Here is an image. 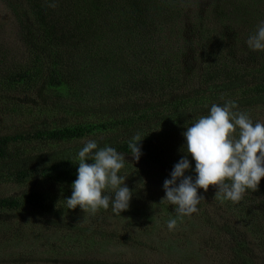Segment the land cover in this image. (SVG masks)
Listing matches in <instances>:
<instances>
[{
  "label": "trees",
  "instance_id": "obj_1",
  "mask_svg": "<svg viewBox=\"0 0 264 264\" xmlns=\"http://www.w3.org/2000/svg\"><path fill=\"white\" fill-rule=\"evenodd\" d=\"M2 2L14 17L24 60L0 75V117L18 118L0 130V180L72 188L80 148L65 153L56 147L95 140L146 167L126 161L122 172L164 183L182 158V133L211 104L234 100L248 115L264 109V52L246 44L264 21V0H202L190 13V27L176 21L187 14V0ZM27 94V101L18 100ZM138 143L137 161L132 145ZM32 144L47 147V154L33 153ZM186 175L195 178L194 171ZM53 200L54 194L32 187L20 198L0 197V214L59 211ZM215 204L264 254V179L241 201ZM229 223L225 232L239 235ZM235 238L238 264H253L244 257L248 244Z\"/></svg>",
  "mask_w": 264,
  "mask_h": 264
},
{
  "label": "rangeland",
  "instance_id": "obj_2",
  "mask_svg": "<svg viewBox=\"0 0 264 264\" xmlns=\"http://www.w3.org/2000/svg\"><path fill=\"white\" fill-rule=\"evenodd\" d=\"M187 1V14L179 15L176 21L180 26L190 27V13H195L196 5L198 7L202 0ZM16 31L11 10L0 0V75L3 77L24 60ZM17 97L20 102L27 101L28 94ZM31 99L36 100L33 95ZM2 100L0 105L4 106ZM47 115L52 116V113ZM250 115L253 121L264 122L263 108L252 110ZM26 119L30 123L29 116ZM17 120L3 115L0 130L9 129ZM67 121L72 119L67 118ZM87 141L56 148L71 153ZM28 147H32L33 153L43 151L47 154L44 151L47 147L43 149L34 144ZM128 162L130 166L135 164L136 169L146 170L140 162ZM121 174L128 177L126 185L133 192L129 209L121 215L111 208L101 209L95 215L84 213L79 207L68 210L63 199L71 196L72 188L69 187L39 179L26 184L0 180V197L20 198L22 192L33 187L54 194L52 203L57 201L62 207L52 213L34 209L1 213L0 264H238L234 250L235 237L239 235L248 244L244 248L248 262L264 264L263 250L250 243V235L243 225L223 210L216 212L215 201L220 197L216 196L214 187H209L207 193L201 189L205 200L199 204L198 213L178 219L177 228L169 231L167 221L176 213L173 206L162 202L164 183L133 171L121 170ZM228 221L232 223L231 229L237 227L239 235L226 233Z\"/></svg>",
  "mask_w": 264,
  "mask_h": 264
},
{
  "label": "clouds",
  "instance_id": "obj_3",
  "mask_svg": "<svg viewBox=\"0 0 264 264\" xmlns=\"http://www.w3.org/2000/svg\"><path fill=\"white\" fill-rule=\"evenodd\" d=\"M246 44L251 51L264 52V21ZM238 109L234 100L213 103L206 115L182 133V158L163 184L162 202L173 206L176 213L167 221L169 231L177 228L178 219L198 213L199 204L205 200L201 189L207 193L214 186L216 196L239 202L250 190L256 191L264 179V122L253 121ZM138 145H132L137 161L142 155ZM76 158L79 164L72 194L63 199L67 209L74 211L79 207L92 215L109 208L119 215L127 211L133 192L126 185L128 177L121 174L125 155L110 145L101 148L95 140H88ZM193 171L195 178L186 175Z\"/></svg>",
  "mask_w": 264,
  "mask_h": 264
}]
</instances>
